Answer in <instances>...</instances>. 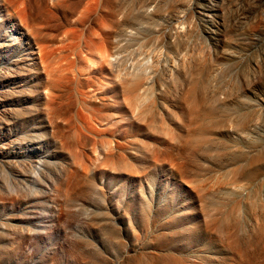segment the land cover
Here are the masks:
<instances>
[{
	"label": "rangeland",
	"instance_id": "1",
	"mask_svg": "<svg viewBox=\"0 0 264 264\" xmlns=\"http://www.w3.org/2000/svg\"><path fill=\"white\" fill-rule=\"evenodd\" d=\"M117 6L57 118L0 32V264H264V6Z\"/></svg>",
	"mask_w": 264,
	"mask_h": 264
},
{
	"label": "bare ground",
	"instance_id": "2",
	"mask_svg": "<svg viewBox=\"0 0 264 264\" xmlns=\"http://www.w3.org/2000/svg\"><path fill=\"white\" fill-rule=\"evenodd\" d=\"M258 1L264 6V0ZM102 3L107 6V20L97 31L92 25L99 26L94 18ZM133 14V20L141 17L139 12ZM129 26L131 21L121 18L117 0H0V32L6 47L17 45L15 51L24 53L16 63V76H33L35 84L29 86V91L44 92L45 113L52 118H57L54 102L65 84L78 77L72 69L75 61L98 46L100 56L115 70V37L127 35ZM90 30L98 42L83 39Z\"/></svg>",
	"mask_w": 264,
	"mask_h": 264
}]
</instances>
